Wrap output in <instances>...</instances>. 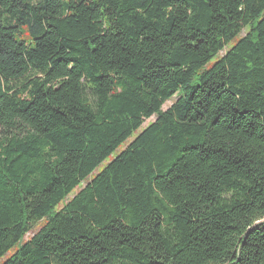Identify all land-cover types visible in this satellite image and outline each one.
I'll use <instances>...</instances> for the list:
<instances>
[{"label":"trees","instance_id":"1","mask_svg":"<svg viewBox=\"0 0 264 264\" xmlns=\"http://www.w3.org/2000/svg\"><path fill=\"white\" fill-rule=\"evenodd\" d=\"M17 246L3 264H264V0H0Z\"/></svg>","mask_w":264,"mask_h":264},{"label":"rangeland","instance_id":"2","mask_svg":"<svg viewBox=\"0 0 264 264\" xmlns=\"http://www.w3.org/2000/svg\"><path fill=\"white\" fill-rule=\"evenodd\" d=\"M249 29L246 28L244 29V31L242 32V34L240 35V37H244L248 34ZM239 37V38H240ZM238 41V38L235 39L233 41V43L231 45H229L227 47V50L230 49L234 44H236V42ZM223 51L220 56H223L226 54V51ZM220 59V57H216L206 68L210 69L218 60ZM178 99V97H175L172 101L168 102L165 106H164V110H167L176 100ZM156 118H152L150 120H147L143 126L142 129H140L139 131H137L136 133H134L123 145L120 146V148L111 156L109 157L103 164H101L96 170L95 172L87 179L86 183L90 182L92 179H94L99 173H101L105 167L110 164L113 160H115L124 150H126L128 148V146L142 133V131L144 130V128H146L150 123L154 122ZM86 183L82 186L84 187L86 185ZM80 190L77 189L70 197L68 200H71L73 198V196ZM63 207V204L59 205L57 207V210H60ZM44 222L41 221L39 223H37L35 225V227L33 228V231L27 235L26 240H28L29 238H31L36 232H38L42 226H43ZM18 249V246L15 247L14 250H12L7 256H5L1 261L0 264H3L12 254H14L16 252V250Z\"/></svg>","mask_w":264,"mask_h":264}]
</instances>
